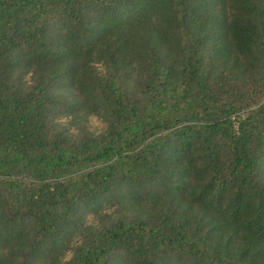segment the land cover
<instances>
[{
  "label": "trees",
  "instance_id": "1",
  "mask_svg": "<svg viewBox=\"0 0 264 264\" xmlns=\"http://www.w3.org/2000/svg\"><path fill=\"white\" fill-rule=\"evenodd\" d=\"M65 256L264 264V0H0V264Z\"/></svg>",
  "mask_w": 264,
  "mask_h": 264
},
{
  "label": "clouds",
  "instance_id": "2",
  "mask_svg": "<svg viewBox=\"0 0 264 264\" xmlns=\"http://www.w3.org/2000/svg\"><path fill=\"white\" fill-rule=\"evenodd\" d=\"M34 72L31 69H28L25 71V74L23 76V83H24V91H27L34 83L33 80ZM67 117L65 116H58L55 118V123L57 125H65L67 123ZM73 134H75V130H71ZM71 259V256H65L63 264H68V261Z\"/></svg>",
  "mask_w": 264,
  "mask_h": 264
},
{
  "label": "rangeland",
  "instance_id": "3",
  "mask_svg": "<svg viewBox=\"0 0 264 264\" xmlns=\"http://www.w3.org/2000/svg\"><path fill=\"white\" fill-rule=\"evenodd\" d=\"M93 123H96L95 120H92Z\"/></svg>",
  "mask_w": 264,
  "mask_h": 264
}]
</instances>
